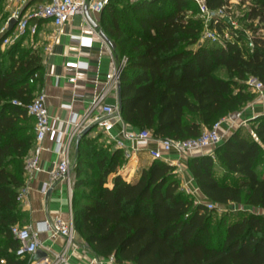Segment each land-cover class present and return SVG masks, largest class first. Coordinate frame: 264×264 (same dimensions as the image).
<instances>
[{"label":"trees","instance_id":"16d2710c","mask_svg":"<svg viewBox=\"0 0 264 264\" xmlns=\"http://www.w3.org/2000/svg\"><path fill=\"white\" fill-rule=\"evenodd\" d=\"M227 2L206 0L213 9ZM191 7L197 8L193 0H137L101 12L102 29L118 56L127 58L120 74L122 119L156 138L199 136L254 98L243 88L249 75L264 83V35L257 33L264 29V0H248L243 14L254 24L251 48L243 32L223 22L217 30L227 27L231 41L202 40V21L187 14ZM6 34L0 33V259L26 264L15 254L19 243L10 227L28 219L18 195L35 135L27 104L43 66L39 51L22 48L25 36L3 46ZM218 68L228 78L216 75ZM35 72L37 80L29 82ZM250 121L251 133L240 126L214 154L187 160L196 185L215 205L234 202L264 210V173L259 172L264 115ZM87 134L78 145L76 176L92 148ZM93 151L89 158L95 170L88 185L93 192L80 195L77 189L84 181L76 182L72 208L74 228L96 255L113 256L116 264H264V214L221 218L213 230L215 208L183 189L175 165L153 158L128 180L120 170L126 164L121 148Z\"/></svg>","mask_w":264,"mask_h":264},{"label":"crops","instance_id":"0c3cea01","mask_svg":"<svg viewBox=\"0 0 264 264\" xmlns=\"http://www.w3.org/2000/svg\"><path fill=\"white\" fill-rule=\"evenodd\" d=\"M89 16L96 22L97 28L86 16L75 15L59 28L54 27L49 21L40 23L39 32L36 35L40 40L38 48L40 47L39 53L43 70L42 79L36 81V88L33 92L37 93L40 90L45 92L50 121L56 129L63 128V130L59 135L56 131L53 135L48 134L45 138L40 170L35 172L26 184L28 195L27 199L21 202V206L27 212L26 225L33 228L47 217H60L63 220L70 218L68 184L64 180H60L48 189L47 194L42 192V187L48 181L49 172L60 158L55 151L57 137L63 144L68 140L71 126L66 124V121L70 113L83 114L85 112L92 99L106 84L107 74L118 57L116 50L109 47L96 34L99 28H102L101 13H89ZM78 36H82V38ZM76 63L79 66H76ZM65 76L75 77L76 82L74 84L66 83ZM105 101L110 104L118 102L117 89H111L106 95ZM261 115H264V92L262 95L256 93L254 99L244 105L241 110L229 114L222 121L220 125L222 141H225L237 127ZM123 128L137 130L131 125L118 121L111 131L105 132L101 129L100 131L104 134L105 144L110 145L111 148H117V139H122L129 149L136 147L132 158L126 161V164L120 169L130 180L137 175L141 168L147 167L153 160L149 153L150 149H159L160 145L155 140L137 145L134 141L123 139L120 135ZM92 136L94 133L89 131L87 137ZM215 148L216 146L193 148L182 154L175 150L163 153L162 159L177 167L183 189L191 193L197 201L206 202L207 198L193 180L187 167V160L191 156L214 154ZM77 149L75 138L69 148L72 163L76 160ZM39 237L44 245L41 250L49 252L50 255L60 251L65 242L64 237L61 236L47 238L45 233H41ZM74 237L76 245L70 246L66 252V257L71 264H116L96 255L92 248L84 243L76 229ZM95 258L98 262L94 261Z\"/></svg>","mask_w":264,"mask_h":264},{"label":"built area","instance_id":"2783aa9c","mask_svg":"<svg viewBox=\"0 0 264 264\" xmlns=\"http://www.w3.org/2000/svg\"><path fill=\"white\" fill-rule=\"evenodd\" d=\"M9 7L10 14L3 27L0 29V33H5L8 28V22L11 18L16 20L14 27L7 33L3 39L2 45H8L22 36H36L39 32L40 23L44 21L51 22L54 27L59 28L66 23L70 18L75 15H84L85 7L88 13H101L103 5L106 0H4ZM137 1V0H132ZM197 6L199 14L202 17L204 29H202L201 39L218 42V30L217 25L220 22L228 24L234 30L238 31V27L234 21L227 23L230 19V9L232 4L238 0H228L227 4L218 8H210L206 0H193ZM248 3V2H247ZM225 33L229 38L228 28ZM223 29V30H224ZM218 32H217V31ZM257 33L264 35V29L259 30ZM99 38V32H96ZM247 38L246 46L248 48L253 47L252 31L244 33ZM82 38V36H78ZM102 39V38H101ZM103 40V39H102ZM222 42L221 44H224ZM38 43L33 44V48L36 49ZM127 62L125 56H118L111 70L107 74V82L104 87L97 93V95L90 102L89 107L83 114H77L71 112L66 124L71 126L68 140L65 144L57 137V143L55 151L59 155V160L54 164L52 170L49 172L48 181L43 185L42 192L47 194L48 189L60 180H64L69 187V208L70 218L63 220L60 217L45 218L39 222L36 227L31 226H19L13 224L10 227L11 234L18 240V247L15 250V254L19 258H27L26 264H71L66 257V252L70 246H75V228L73 222L72 213V178L74 176L73 168L75 162L72 163L69 154V148L72 140L79 135L83 129L90 127V130L96 126L99 129L109 132L113 128L114 124L118 121L124 122L121 116V112L118 108V102L110 104L105 101L106 95L111 89H117L119 83L120 74ZM79 66V64H75ZM39 74L35 72L30 78L29 82L37 80ZM64 81L66 83L74 84L76 78L73 76H65ZM245 82L251 87V89L262 95L264 92V83L256 76L249 75ZM27 112L34 119V142L24 159L23 175L24 185L19 190L18 200L21 203L27 199L28 189L27 182L33 176L35 172L40 170L41 154L44 149L43 142L48 134L53 135L58 131V135L62 133L63 128H55L50 121V115L46 105V94L43 90L38 91L31 101L27 104ZM221 120L215 122L211 128L204 129L201 134L194 138L189 139H170V138H156L153 136L149 129L142 130H126L123 128L120 131V135L123 139L134 141L137 145L146 144L150 140H155L160 145L159 149H150L149 153L152 158H162L163 153L175 150L179 154L187 152L193 148H207L214 147L221 143L222 134L220 133ZM64 126V125H63ZM116 147L123 150V155L128 161L132 158L135 148L129 149L122 139H117ZM208 209L215 208V204L211 201L205 202ZM45 233L47 238H55L57 236L64 237V245L58 252H53L51 255L46 252L47 255L40 259H33V254L38 249H43L44 245L39 237V234ZM109 261L114 262L113 256L108 258ZM98 262L97 258L94 259ZM4 260L0 259V264H3Z\"/></svg>","mask_w":264,"mask_h":264},{"label":"rangeland","instance_id":"374dc122","mask_svg":"<svg viewBox=\"0 0 264 264\" xmlns=\"http://www.w3.org/2000/svg\"><path fill=\"white\" fill-rule=\"evenodd\" d=\"M131 1L132 0H106V3L103 5L102 10L104 8V10L106 11V10H108L109 7H114V8H117L120 10V9L124 8L125 6L127 7ZM35 2H38V0H36ZM247 2H248L247 0H242V1L238 0L237 2L233 3L232 7L230 9V14L228 15V16H230V19L227 20V23H231V21H234L238 27V31H241L243 33H246L249 30L254 28V24H251V22H249L248 20L243 19V14L248 9V3ZM102 10H101V12H102ZM9 14H10V10H9V7L7 6V3L4 0H0V29L3 27V25L5 23V17H8ZM108 14H109V11L105 12V16H107V19H108ZM187 14L189 16H192L195 19L202 20V17L199 14V11L196 7H191V10H188ZM122 17H123V15H119V18H122ZM100 24H101V20H100ZM202 25H203V22H202ZM202 29H204V25H203ZM225 33H227L226 29H224L222 32H218L219 41L217 43L221 44L222 42L232 40V38H229ZM38 41H40L38 36L26 35L24 37L21 45H22V48H25V49L28 48L29 46H32V48H33V44L38 43ZM33 50H35L37 52L40 50V47L39 48L37 47L36 49L33 48ZM215 74L220 76V77H223V78H228V74L223 68L216 69ZM243 88H244L245 92L253 93L254 97H255L256 92H254L246 82L243 83ZM33 124H34V122H33ZM242 128L244 129V131L246 133H251V121L250 120L247 121L244 125H242ZM90 131H91V133H94V136L89 137L92 139L91 140L92 148L89 150L88 155L84 156L85 161H84V164H83V167L80 171L79 176H76L74 173V176L72 178L73 179L72 180V187L74 185H76V182H79L80 180L84 181L83 185H80L77 189L80 195L91 194L93 192L90 189V187H88V185L90 184V182L93 181L92 174H93L95 169L91 165L92 160L89 158V156H91L93 154V152H94L93 150L95 149V147L96 148L102 147L104 149L110 148V145L105 144L104 134L102 133V131H100V129L98 127L94 126ZM27 155L28 154H26V156ZM263 161H264V158H263ZM122 166L123 165L120 166V169L122 168ZM259 172L264 173V162H263V165L259 166ZM112 176L113 175L108 176V182L109 183L111 182ZM77 197H80V196L77 195ZM241 209H242V211H241ZM243 210H246V211H243ZM215 211L216 212L214 214V224L212 227L213 230H215V228H216L215 221H217L218 219H221V218H225L227 220L230 217H232L234 214H237V213L242 214L243 212L248 213L250 211H256V212L264 214V210H262V209L250 208V207L243 205V203H234V202H230L228 204H218V205L216 204L215 205ZM16 224H18L19 226H26L25 222L23 224L22 223H16ZM26 260H27V258H26Z\"/></svg>","mask_w":264,"mask_h":264},{"label":"water","instance_id":"95a60500","mask_svg":"<svg viewBox=\"0 0 264 264\" xmlns=\"http://www.w3.org/2000/svg\"><path fill=\"white\" fill-rule=\"evenodd\" d=\"M84 14L85 16L89 19V21L91 22V24L97 28V24L96 22H94L90 16H89V13H88V10L87 8L85 7L84 9ZM16 24V20L14 18H11L8 22V28L6 30L5 33H8L13 27L14 25ZM99 32V35L100 37L104 40V42L109 46L111 47L113 50H115V44L114 42L108 37V35L104 32V30L102 28H99L98 30ZM117 97H118V108H119V111H121L122 109V99H121V85H120V78H119V83L117 84ZM90 131V127H86L85 129L82 130V132L76 136V147L78 148V145H79V142H80V139L85 136L88 132ZM47 255V253L41 249H38L34 254H33V259H40L42 257H45Z\"/></svg>","mask_w":264,"mask_h":264}]
</instances>
